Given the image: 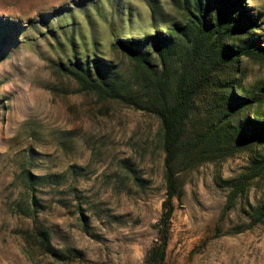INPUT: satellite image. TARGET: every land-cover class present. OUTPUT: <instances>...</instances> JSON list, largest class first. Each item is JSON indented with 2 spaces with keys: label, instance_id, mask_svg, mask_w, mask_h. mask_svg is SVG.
<instances>
[{
  "label": "rangeland",
  "instance_id": "obj_1",
  "mask_svg": "<svg viewBox=\"0 0 264 264\" xmlns=\"http://www.w3.org/2000/svg\"><path fill=\"white\" fill-rule=\"evenodd\" d=\"M244 6L264 28V0ZM150 32L147 0H0V264H143L165 196L159 121L84 92L56 63L70 51L59 35L88 46L94 36L128 80L114 39ZM241 67L244 86L264 87V61L243 56ZM263 154L261 141L180 174L166 264H264V218H253L264 173L228 198ZM48 174L56 181H26Z\"/></svg>",
  "mask_w": 264,
  "mask_h": 264
},
{
  "label": "trees",
  "instance_id": "obj_2",
  "mask_svg": "<svg viewBox=\"0 0 264 264\" xmlns=\"http://www.w3.org/2000/svg\"><path fill=\"white\" fill-rule=\"evenodd\" d=\"M167 3L147 0L153 33L118 35L114 39L112 46L131 63L128 80L121 78L115 64L99 55L94 36L89 47L87 40L76 34L84 55L77 50L72 34L62 33V43L57 40L58 46L67 45L70 51L56 65L81 90L121 100L159 121L165 196L143 264H166L175 200L181 199L183 191L180 174L264 141V99L259 92L264 88L263 81H256L252 89L244 86L241 67L243 56L264 61L261 32L257 31L264 28L258 25L257 17L247 11L245 0ZM249 169L235 180L228 195L230 201L244 191L251 178L264 173V154L254 159ZM28 177L30 187L56 181L54 174ZM253 216L255 221L262 220L264 205Z\"/></svg>",
  "mask_w": 264,
  "mask_h": 264
}]
</instances>
